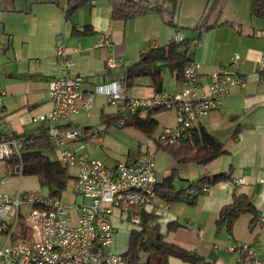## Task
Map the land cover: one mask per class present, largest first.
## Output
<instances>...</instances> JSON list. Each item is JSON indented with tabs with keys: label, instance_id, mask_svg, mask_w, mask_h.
<instances>
[{
	"label": "crops",
	"instance_id": "0c3cea01",
	"mask_svg": "<svg viewBox=\"0 0 264 264\" xmlns=\"http://www.w3.org/2000/svg\"><path fill=\"white\" fill-rule=\"evenodd\" d=\"M144 1L162 6L163 11L128 20L113 19L111 0H96L67 18L53 0H0V92L4 93L3 119L9 135L24 141L48 139L50 124L34 119L53 110L49 92L53 80L62 76L61 61L56 56L57 41L61 40L66 59L71 62L69 74L82 81L81 90L91 97L93 104L83 109V100H80V109L61 124L99 130L98 136L84 137L67 147L81 156L98 158L110 168L120 162H139L146 155H152L157 185L174 173L177 190L185 189L203 176L226 173L229 180L211 187L195 206L167 203V209L157 216L155 223L159 224L168 243L192 251L208 263L250 264L247 258L241 259L239 251L242 245H248L264 264V184L261 182L264 177V67H259L264 59V9L255 15L246 0H220L207 24L218 25L204 29L202 21L210 0H179L173 14L165 0ZM241 2L245 4L242 6ZM228 6L231 9L226 12ZM243 7L248 20L240 17ZM179 32L192 44L188 54L191 62L187 67L197 65L202 88L206 89L212 74L220 71H235L245 83L234 86L219 109L203 120L202 128L220 140L227 150L208 165H178L159 150L158 139L163 129L177 124L175 110L154 115L162 129L153 140H147L152 136L137 128L118 126L119 110L109 104L104 94L96 92L98 86L119 82L132 97L143 99L155 95L150 77L136 79L134 87L127 89L126 72L143 53L176 42ZM103 36L109 38L111 51L98 46ZM235 53L240 55V64L232 70L231 57ZM108 59L115 62L114 69L108 68ZM187 84V80L178 78L169 66L165 68V91L180 92ZM49 143L51 148L45 150L46 154L60 161L57 148L50 140ZM67 169L71 170L69 184L74 179L77 194L72 204L64 203L72 207L89 203L78 195V169ZM24 177L17 174L16 165L0 162V179L4 181L0 189L11 198H16L19 190L30 192L23 189ZM239 195L252 199L259 221L251 229L253 216L243 215L229 234L225 227L217 228V221ZM159 201L164 202L160 198ZM71 216L75 223L74 209ZM119 219L126 220L116 211L113 224L120 223ZM171 225L178 228L169 231ZM136 229L139 224H133L130 233ZM116 250H121L120 244ZM169 264L188 263L170 258Z\"/></svg>",
	"mask_w": 264,
	"mask_h": 264
},
{
	"label": "built area",
	"instance_id": "2783aa9c",
	"mask_svg": "<svg viewBox=\"0 0 264 264\" xmlns=\"http://www.w3.org/2000/svg\"><path fill=\"white\" fill-rule=\"evenodd\" d=\"M184 40L182 32L176 42ZM99 47L111 51V43L103 36ZM56 56L61 61L62 76L53 80L49 92L53 110L34 121L50 124L48 139L57 148L59 160L66 168H77L78 195L89 203L65 204L62 198L45 195L42 191L23 192L11 198L0 189V264H129L122 254L114 252L116 229L113 217L119 211L124 219H131L134 225L140 219L132 209L146 208L160 215L167 209V203L159 201L157 195V171L155 159L146 155L139 162H120L115 168L108 167L102 160L79 155L67 145L84 137H96V128L55 125L67 120L80 107H92V99L81 90L82 81L69 74L71 62L66 59L64 44L57 41ZM108 68L114 69L115 62L107 61ZM240 64V55L231 57L230 68ZM259 67H264V59ZM198 67L191 64L184 71L187 87L180 92L165 91L150 98L132 97L119 82L101 85L97 93L104 94L109 104L119 110L118 123L124 126L126 118L137 115L145 117L151 110H175L177 124L166 127L159 136L164 145H174L187 132L202 125L205 116L219 109L222 101L229 97L234 86L245 83L235 71L214 72L210 85L201 87ZM4 93L0 92V162L18 160L16 172L22 176V156L27 150L26 142L9 135L4 121ZM261 182L264 184V177ZM4 181L0 179V187ZM76 212L72 223L71 211ZM264 219V215H262ZM240 250L247 254L250 264H261L257 252L248 245Z\"/></svg>",
	"mask_w": 264,
	"mask_h": 264
},
{
	"label": "trees",
	"instance_id": "16d2710c",
	"mask_svg": "<svg viewBox=\"0 0 264 264\" xmlns=\"http://www.w3.org/2000/svg\"><path fill=\"white\" fill-rule=\"evenodd\" d=\"M94 1L96 0H53L65 12L67 18L77 9ZM219 1H209L207 14L202 21V28L213 29L218 25L216 23L213 25L207 24ZM165 2L172 7L173 12L171 14H173L179 0H165ZM111 5L113 19L128 20L141 15L163 11L162 6H152L144 0H111ZM191 46V42L184 39L181 42H172L166 46L143 53L139 61L129 67L126 72V88H133L135 80L138 78L150 77L156 92H165V89H163V72L168 66L178 78L183 77L186 79L184 71L191 62L188 58ZM161 111L164 110L148 111L145 117L130 116L126 118L124 126L118 123V118L117 124L120 127H134L149 136H153L158 128V122L154 119V115ZM25 142L26 145L27 142L29 143L26 152L22 156V176L36 177L40 187L48 189L49 195L62 198L72 178L68 169L60 161L54 160L46 154L45 150L51 148L49 140L41 138ZM158 145L159 150L168 154L178 165H208L227 153L223 143L205 131L202 125L189 130L186 138L181 137L174 145H164L159 139ZM7 163L18 165L19 161L12 160ZM227 180H229V176L226 173L212 177L203 176L185 189L177 190L174 186L173 173L166 177L161 185H157L156 191L158 198L166 203H185L188 206H195L199 198L205 195L211 187ZM132 210L139 217L140 224L139 229L131 231L128 251L123 254L129 264H138L140 252L147 256L146 264H169L170 258H176L188 264H211L192 251H187L177 245L168 243L165 240V235L161 232L159 224L155 223L157 214L146 208ZM243 215L253 216V222L250 226L253 229L257 221H259L257 208L251 198L239 195L235 197L229 208L221 212L217 221V228L225 227L227 232L231 234L235 222ZM177 228V225H171L169 226V231H174ZM239 251L241 259H245L247 254L242 250Z\"/></svg>",
	"mask_w": 264,
	"mask_h": 264
},
{
	"label": "rangeland",
	"instance_id": "374dc122",
	"mask_svg": "<svg viewBox=\"0 0 264 264\" xmlns=\"http://www.w3.org/2000/svg\"><path fill=\"white\" fill-rule=\"evenodd\" d=\"M245 2L249 6L250 10L252 8H253V10H255V15H258V12L263 11V9H264V0H246ZM245 2H243V3L241 2V5L245 4ZM231 6H233V5H231ZM231 6H228L226 8V12L230 11ZM223 7H224V5L221 6V8H223ZM246 9H247V7H246ZM249 16H250V14H249ZM240 17L241 18L245 17V18H243L244 20L249 19V17L247 16V10L245 12L244 7H243V11L240 13ZM63 121H65V120H61L60 122H58V124L56 123L55 125H63V124H61ZM161 127L162 126H158V128L155 131V133L153 134L152 138H147V140H153L155 138V136H158V134L161 132V129H162ZM69 172L71 173L70 169H69ZM75 186H76V183H75ZM75 186H74V179H73L72 182L69 184L67 190L65 191V193L62 196L63 202L71 203V204L74 202L73 201L74 196H75V194H77V188L75 189ZM23 189L26 191H37V190H39V191H42L45 195L49 194L48 189L41 188L39 185L38 179L36 177H33V176L24 177ZM81 199H82L81 197L78 198V201H81ZM119 222L120 223L114 222V224H113L115 229H116V233L114 235V246L113 247H114L115 253L123 255L128 251L130 228H131V226H133V223H132L131 219H128L125 221L119 219ZM1 244L2 243L0 240V245ZM118 244H120L121 250L115 251V248ZM145 258H146L145 254L140 252L138 264H146Z\"/></svg>",
	"mask_w": 264,
	"mask_h": 264
}]
</instances>
